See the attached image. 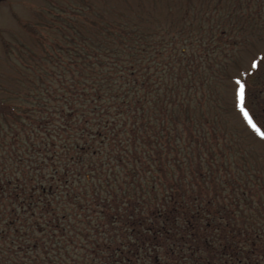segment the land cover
I'll list each match as a JSON object with an SVG mask.
<instances>
[{
  "label": "trees",
  "instance_id": "obj_1",
  "mask_svg": "<svg viewBox=\"0 0 264 264\" xmlns=\"http://www.w3.org/2000/svg\"><path fill=\"white\" fill-rule=\"evenodd\" d=\"M73 53L1 159L0 264H264L257 174L178 117L192 52L124 25Z\"/></svg>",
  "mask_w": 264,
  "mask_h": 264
},
{
  "label": "rangeland",
  "instance_id": "obj_2",
  "mask_svg": "<svg viewBox=\"0 0 264 264\" xmlns=\"http://www.w3.org/2000/svg\"><path fill=\"white\" fill-rule=\"evenodd\" d=\"M240 10L238 0H0V164L16 132L23 135V116L51 102L46 90L59 73L70 76L58 61L126 25L192 52L194 86L180 85L178 117L220 140L229 177L255 173L263 187L264 137L241 105L264 130V19Z\"/></svg>",
  "mask_w": 264,
  "mask_h": 264
},
{
  "label": "snow or ice",
  "instance_id": "obj_3",
  "mask_svg": "<svg viewBox=\"0 0 264 264\" xmlns=\"http://www.w3.org/2000/svg\"><path fill=\"white\" fill-rule=\"evenodd\" d=\"M241 96H243V89H241ZM242 110L244 111V115L247 118L249 124L252 126L253 129L256 130L262 137H264V130H261L259 125L256 123L255 120H253L252 116L249 114L248 110L244 108L243 105H241Z\"/></svg>",
  "mask_w": 264,
  "mask_h": 264
}]
</instances>
